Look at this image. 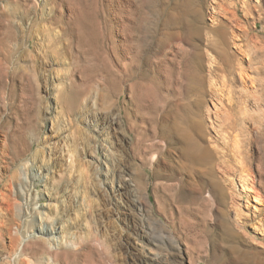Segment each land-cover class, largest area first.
I'll use <instances>...</instances> for the list:
<instances>
[{"label": "rangeland", "instance_id": "374dc122", "mask_svg": "<svg viewBox=\"0 0 264 264\" xmlns=\"http://www.w3.org/2000/svg\"><path fill=\"white\" fill-rule=\"evenodd\" d=\"M184 1L0 0V264H264V133L242 148L254 184L233 168L220 201L179 135L217 136L210 30L229 51L245 32L264 48V0H231L235 21L229 0ZM181 9L190 20L167 30ZM248 64L261 92L264 50L260 73Z\"/></svg>", "mask_w": 264, "mask_h": 264}, {"label": "bare ground", "instance_id": "6f19581e", "mask_svg": "<svg viewBox=\"0 0 264 264\" xmlns=\"http://www.w3.org/2000/svg\"><path fill=\"white\" fill-rule=\"evenodd\" d=\"M230 1L231 0H229V2ZM184 2H183L184 4L183 6L185 7L186 5L185 3L189 2V0L186 1L185 3ZM237 3L239 2L238 1L236 3L230 2V5H232L234 9L232 10V14H231L232 16L231 18H234V21L239 11V9H237L238 8ZM179 7L183 8L182 4L179 5ZM249 9L251 8H249V6L246 5L244 1H242V11L244 10L245 12H248ZM187 10L188 9L185 10L181 9V11L179 10L180 13L177 12V14L170 12L168 13L165 11L166 14L164 18V27L167 30H169V28H172V26L174 25L177 26L180 23L187 24V22L190 20V19L188 20L187 17L189 15V13L186 12ZM190 26L188 29L190 30V32L187 31V33H193L194 35V33L197 32L196 30L197 28H190ZM217 27H219V25ZM225 27L226 25H224V28ZM210 31H212L213 37L214 36L215 37L213 39L211 38L212 40L210 39L208 41V47L211 48L216 53L217 60L216 61L211 60L212 62L208 70V73L211 76L213 75L216 76L219 74H221L222 76L221 77L222 82L220 84L221 94L219 93L220 95L218 98L219 102L217 101L222 108L221 110L222 114L220 115L221 120L218 122L216 120L218 127L216 128L218 134L216 137H214L211 144L207 143L206 142L207 138L205 139L204 137L205 130L203 131V128L201 126L202 123L200 124L197 121L196 122L198 124L197 123L192 124V122L190 121L191 124L188 123L187 128H185L184 131H181L182 130L181 128L180 130L181 132L180 131L178 132H180L179 135L181 136V141H182V145L180 147V153L183 156V159H185L190 164V168L192 170H195L196 172L199 171L203 175L202 178L204 179H201L199 183L200 190L204 187H207L209 192V197L211 196L215 199L218 198V200L219 199L222 200L228 196L227 190L229 187L227 188L228 185H226V182L228 181L227 184L233 183L232 180L228 178L230 176H226V174H228V171H230L231 169L234 168L235 173L238 174L240 173L239 178L243 180L242 182L250 183L252 185L254 184L253 179L250 180L248 179V177H246L248 176V171L250 170L251 164L250 161H247V159L244 157L245 155H243L242 148L243 145H245L243 144L245 138L247 137L248 139L249 132L252 134L253 139H255L256 136L262 135V133H264L263 132L264 131V111H263L264 88H262V91L259 92V83L257 84V80H255L254 78L250 77V75L247 74V70L243 67V65H241V59H243V57L244 58L249 57V64L247 68L250 70L253 69L254 72L258 74L261 72V71L259 72L260 68L259 66L252 65V62L255 61V54L260 50H264V48L261 47L257 51H255L254 48L252 49L251 41L252 43H256V42L252 40V36L248 34V32L245 33L242 32L244 36L241 35V37H239L238 35H234V34L231 36L230 42L236 47L235 48L236 51L234 52L229 51L228 50L229 39L227 37L225 30H223L221 27L219 28L214 27V29L213 30L211 29ZM172 32L173 31H168L166 33V37H165L167 41L166 45L168 46L172 44V43L170 44V42L172 41V38H174V35L176 34ZM189 35L191 36L192 34ZM188 37L186 38L187 40ZM179 38L181 39L182 37L180 36ZM191 38L193 37L191 36ZM247 49L251 50L252 54L245 53V50ZM196 53L197 52H195V54ZM192 78H195L198 84L203 83V77L198 72H195ZM247 88L253 89V91H249ZM247 124H249L248 127ZM177 137L179 136L177 135ZM214 157L224 158L221 164L223 163L226 164L227 161L225 160L227 159L228 162L231 163L233 167L227 163L224 169H222V172L224 174H222V176H218L216 173L217 171L215 170L216 167L215 168L213 167ZM186 167H188V165H186ZM245 172L246 174H244ZM218 203L220 204L222 202H218Z\"/></svg>", "mask_w": 264, "mask_h": 264}]
</instances>
